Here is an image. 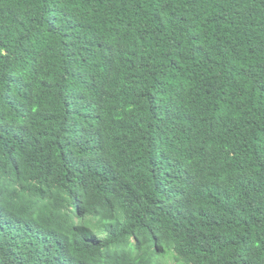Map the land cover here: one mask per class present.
<instances>
[{"label":"trees","instance_id":"trees-1","mask_svg":"<svg viewBox=\"0 0 264 264\" xmlns=\"http://www.w3.org/2000/svg\"><path fill=\"white\" fill-rule=\"evenodd\" d=\"M0 264H264V0H0Z\"/></svg>","mask_w":264,"mask_h":264}]
</instances>
